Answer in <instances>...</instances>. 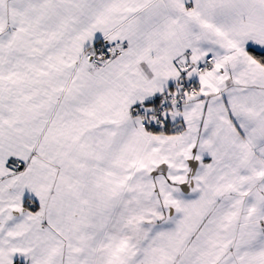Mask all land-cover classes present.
<instances>
[{"label":"snow or ice","instance_id":"1","mask_svg":"<svg viewBox=\"0 0 264 264\" xmlns=\"http://www.w3.org/2000/svg\"><path fill=\"white\" fill-rule=\"evenodd\" d=\"M0 264H264V0H0Z\"/></svg>","mask_w":264,"mask_h":264}]
</instances>
